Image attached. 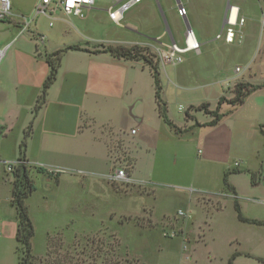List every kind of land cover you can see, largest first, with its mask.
<instances>
[{
	"label": "crops",
	"instance_id": "obj_1",
	"mask_svg": "<svg viewBox=\"0 0 264 264\" xmlns=\"http://www.w3.org/2000/svg\"><path fill=\"white\" fill-rule=\"evenodd\" d=\"M227 4V11L236 7L237 18L244 19L233 27V42L217 39L221 46L212 44L207 33H199V41L189 25L200 43L199 50L177 65L158 67L167 116L180 131L167 125L158 113L148 64L139 58L115 56L104 48L140 46L152 58L157 48L182 43L184 33L182 37L169 29H140L123 16L112 21L107 13L98 28L90 17L93 9L82 18L58 19L52 25L40 17L28 30H21L19 15L32 9L14 14L20 24L0 23V48L5 47L0 59V160H17L20 142L30 125L25 159L35 189L26 204L34 226L31 247L35 256L44 254L48 235L67 224L75 205L76 209L82 205L90 183L106 193L118 190L109 176L124 163L127 184L150 190L128 195L114 192L131 196L137 204L133 215L146 212L153 227L176 214L184 226L181 237L186 245L188 226L206 224L208 216L223 208L235 213L233 195L223 186L226 171H230L227 180L236 191L242 215L264 223V86L248 94L242 103H221L222 116L213 125H208L213 119L210 113L188 109L202 103L208 104V110L216 109L221 96H234L237 82L264 83V70L257 64L260 51H264V0H212L209 17L216 25L213 40L223 27ZM70 45L80 49L61 54L45 100L34 113L50 71L46 57ZM246 46L254 53L234 67L215 60V49L230 52ZM250 172L256 173L255 184ZM12 181V172L0 165V264H17L20 253ZM64 190H75L80 201L66 205ZM203 195L219 200L221 206L208 209L199 201ZM169 200L177 204L173 211L159 206ZM248 207L259 209L260 214H247ZM200 236L196 242L203 241V234ZM37 237L41 246L35 244ZM234 253L233 264L240 254Z\"/></svg>",
	"mask_w": 264,
	"mask_h": 264
},
{
	"label": "rangeland",
	"instance_id": "obj_2",
	"mask_svg": "<svg viewBox=\"0 0 264 264\" xmlns=\"http://www.w3.org/2000/svg\"><path fill=\"white\" fill-rule=\"evenodd\" d=\"M11 1L13 13L16 14L31 10L35 0ZM211 1L188 0L186 3L180 0L187 4L181 6L188 10V15L186 12L182 17L177 14L176 0L173 6H169L173 0H157L158 3L155 0H143L127 10L123 17L137 28L163 29L165 32L169 29L171 33L174 31L183 37L186 29L184 19L187 16L199 41L198 34L207 33L209 42L221 46V40H213L216 25L209 17ZM103 3L98 2V5ZM105 13L98 6L90 13L98 28L105 20ZM9 21L20 24L14 15L0 23ZM223 49L214 50L215 60L222 65L231 63L232 67L254 53L247 46L243 50L230 52ZM190 53L195 52L185 54L184 58ZM257 64L264 70V51H260ZM122 166L126 167V164ZM114 184L118 187L114 191L121 195L150 190L123 182ZM87 191V194H83L82 205L78 209L74 206V214L67 224L50 235L47 249L39 256L37 264H120L119 261L127 264L124 260L128 264H227L234 252L240 253L234 264H264V261L254 258H264V227L238 221L235 213L228 208L213 212L206 224L188 226V233L184 236L189 241L186 245L181 237L184 226L176 214L163 218L157 227H153L146 212L133 215L137 204L131 196H119L114 191L106 193V190H100L99 185L91 183ZM64 193L66 205L81 199L75 190H64ZM199 201L208 209L221 206L219 200L215 201L207 195L201 196ZM160 205L172 211L177 207L173 200L161 202ZM246 212L250 215L260 214V210L253 207H248ZM201 233L203 241L196 242L200 240ZM35 244L41 246L39 237L35 239ZM245 253L254 257H248Z\"/></svg>",
	"mask_w": 264,
	"mask_h": 264
},
{
	"label": "trees",
	"instance_id": "obj_3",
	"mask_svg": "<svg viewBox=\"0 0 264 264\" xmlns=\"http://www.w3.org/2000/svg\"><path fill=\"white\" fill-rule=\"evenodd\" d=\"M68 49H80V46L70 45L63 49H58L46 57V61L48 62L50 66V71L46 79L43 82L42 90L33 107L34 113L38 111L39 107L42 105L43 101L45 100L46 91L55 78L57 65H58V61L60 59L61 54ZM104 50L109 51L110 53L118 57L139 58V59H142L146 64H148V66L150 67L153 73L155 100L158 106V113L167 125H169L170 127L174 128L177 131H180V129L177 128L167 116V105H166V102H164L161 98L162 86L160 84L157 62H154V60L151 57L144 54L143 51H147V49L144 47H140V46L127 47V46H122V45H116V46L108 45L104 48ZM263 86H264V83L259 84V85H253L248 82H237L233 89L234 96L230 99H226L225 97L221 96L218 99L216 109L208 110L207 103H202L198 106H189L188 109L194 108L196 110H202L206 113H210L213 116V119L208 123V125H213L222 116L219 113V108H220L221 103L225 101L232 105L242 103L248 94H250L254 90L260 87H263ZM188 109L185 111L186 117L188 116ZM195 124L199 125L197 122ZM29 132H30V125L28 126L24 134V137L21 140L20 145H19V155L17 158L19 163L16 164L13 167V170L11 171L13 175L12 190H11L12 204L14 205L16 209V213H17L16 240L19 243L18 249L20 252L17 264H37V261L39 258L38 256H35L32 253L31 238L34 235V226L30 219L28 207L26 204V198L35 189V186L29 177L28 166H27V162L25 159L26 137L29 134ZM232 171H237V170L232 169ZM229 172L230 171H226L223 175V186H224L225 191L230 192L233 195V208L236 213L237 219L245 223H250V224H255V225H264V223L259 220L249 219L242 215L239 203L236 199V191L234 187L227 180V176ZM56 175L57 174H55L54 176L57 177ZM250 176H251V183L255 184L258 180L256 173L250 172ZM50 238H51L50 235H48L47 245L49 243ZM235 255L236 253H233L230 256V258L227 261V264H233V258L235 257ZM259 260L262 261V259H259ZM68 261L71 262L70 259ZM124 262L128 264V261L124 260ZM119 263L121 264L120 261ZM57 264H64V263L58 262Z\"/></svg>",
	"mask_w": 264,
	"mask_h": 264
},
{
	"label": "built area",
	"instance_id": "obj_4",
	"mask_svg": "<svg viewBox=\"0 0 264 264\" xmlns=\"http://www.w3.org/2000/svg\"><path fill=\"white\" fill-rule=\"evenodd\" d=\"M104 1L98 5V2ZM142 2V0H37L31 10L27 14H20L21 30H28L36 19L43 17L48 20V25H52L55 20L66 18H82L89 9L102 7L112 21H118L123 14L132 6ZM97 4V6H96ZM235 10V12H234ZM177 14L184 17L186 10L181 5L177 8ZM12 1L0 0V21L7 20L13 16ZM227 21L220 31L215 35V39H223L224 42L231 43L235 39L233 27L241 25L243 18H237L236 7L231 6L226 14ZM199 41L196 39L193 31L185 29L182 43L171 42L164 47L157 48L155 55L152 56L154 62L159 67L174 66L181 63L184 55L189 52H197L199 50ZM5 51V47L0 48V59ZM19 161L13 162L0 160L6 171L10 172ZM112 182H129V176L125 171V167H116L110 173Z\"/></svg>",
	"mask_w": 264,
	"mask_h": 264
},
{
	"label": "water",
	"instance_id": "obj_5",
	"mask_svg": "<svg viewBox=\"0 0 264 264\" xmlns=\"http://www.w3.org/2000/svg\"><path fill=\"white\" fill-rule=\"evenodd\" d=\"M176 2L178 4V6L181 5L179 0H176ZM228 8H229V4H227V6H226V12H225L223 20H222V26H224L226 21H227L226 13H227ZM184 23H185L186 28L189 29L190 27H189L188 21L186 19H184Z\"/></svg>",
	"mask_w": 264,
	"mask_h": 264
},
{
	"label": "bare ground",
	"instance_id": "obj_6",
	"mask_svg": "<svg viewBox=\"0 0 264 264\" xmlns=\"http://www.w3.org/2000/svg\"><path fill=\"white\" fill-rule=\"evenodd\" d=\"M234 12H235V10H234Z\"/></svg>",
	"mask_w": 264,
	"mask_h": 264
}]
</instances>
